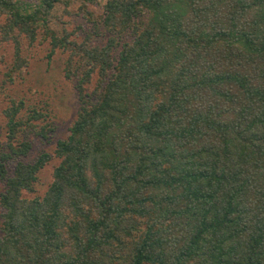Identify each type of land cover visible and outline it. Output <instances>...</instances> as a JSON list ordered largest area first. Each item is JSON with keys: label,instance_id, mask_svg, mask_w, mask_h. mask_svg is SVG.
Listing matches in <instances>:
<instances>
[{"label": "trees", "instance_id": "trees-1", "mask_svg": "<svg viewBox=\"0 0 264 264\" xmlns=\"http://www.w3.org/2000/svg\"><path fill=\"white\" fill-rule=\"evenodd\" d=\"M76 3L81 39L51 25ZM22 38L66 52L79 106L34 196L53 155L23 134L54 126L5 108L0 264H264V0H0L11 82Z\"/></svg>", "mask_w": 264, "mask_h": 264}, {"label": "rangeland", "instance_id": "rangeland-1", "mask_svg": "<svg viewBox=\"0 0 264 264\" xmlns=\"http://www.w3.org/2000/svg\"><path fill=\"white\" fill-rule=\"evenodd\" d=\"M74 7L75 10L72 13L57 9L52 14L51 25L57 30L66 27L72 33V37L77 36L81 39L90 29L91 23L79 13V3H76ZM90 7L99 11L92 4ZM42 33L41 27L39 36ZM21 41L23 55L28 59V64L22 67L21 72L16 73L13 82L8 81L6 72L14 63V42L13 40L0 42V149H5L7 144L4 110L10 104L12 97L24 98L29 106H37L48 114V118L41 122V124L50 122L54 126L48 139L29 130L23 134V137L32 143L30 154L23 158L25 161L33 160L42 152L53 155L39 173L36 192L26 194L27 196L43 195L52 182L54 167L60 161L55 155L56 143L58 139L68 136L69 127L77 115L79 103L74 81L66 77V52L58 49L52 57H49L51 47L49 40L41 42L38 38L33 45L29 44L27 38H22ZM92 88L93 85H91Z\"/></svg>", "mask_w": 264, "mask_h": 264}]
</instances>
